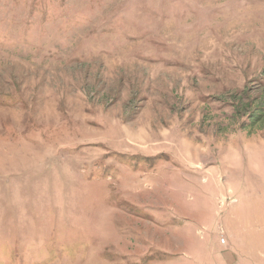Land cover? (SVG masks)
<instances>
[{"label":"rangeland","instance_id":"rangeland-1","mask_svg":"<svg viewBox=\"0 0 264 264\" xmlns=\"http://www.w3.org/2000/svg\"><path fill=\"white\" fill-rule=\"evenodd\" d=\"M0 264H264V0H0Z\"/></svg>","mask_w":264,"mask_h":264}]
</instances>
